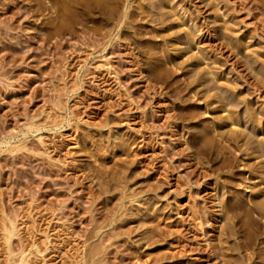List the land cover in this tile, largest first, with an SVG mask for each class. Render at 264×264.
<instances>
[{"label": "rangeland", "instance_id": "rangeland-1", "mask_svg": "<svg viewBox=\"0 0 264 264\" xmlns=\"http://www.w3.org/2000/svg\"><path fill=\"white\" fill-rule=\"evenodd\" d=\"M263 86L264 0H0V264H264Z\"/></svg>", "mask_w": 264, "mask_h": 264}, {"label": "bare ground", "instance_id": "bare-ground-1", "mask_svg": "<svg viewBox=\"0 0 264 264\" xmlns=\"http://www.w3.org/2000/svg\"><path fill=\"white\" fill-rule=\"evenodd\" d=\"M166 1H167V0H166ZM127 6H128V5H127ZM127 6H126V7H127ZM140 6H141V5H140ZM136 7H137V6H136ZM126 9H127V8H126ZM140 9H142V7H139V6H138V10H140ZM142 11H144V9H143ZM119 12H120V11H119ZM130 13H131V12H130ZM142 13H143V12H142ZM118 14H120V13H118ZM118 14H117V16H118ZM123 14H124V13H123ZM131 15H132V14H131ZM136 15H137V14H136ZM119 16H120V15H119ZM125 16H126V15H125ZM124 19H125V18H124ZM117 20H118V19H117ZM115 21H116V20H115ZM117 22H118V21H117ZM126 22H127V21H126ZM119 23H120V22H119ZM113 24H115V23H113ZM115 27H117V26H115ZM116 30H117V29H116ZM106 31H107V30H106ZM94 36H95V35H94ZM103 36H104V35H103ZM100 37H101V36H100ZM91 38H92V36H91ZM101 38H102V37H101ZM104 38L106 39L107 37H104ZM116 41H117V40H116ZM239 43H241V42H239ZM241 44H242V43H241ZM243 45H244V44H243ZM238 46H239V45H238ZM244 46H245V45H244ZM244 46H242V47H244ZM240 48H241V47H240ZM241 49H243V48H241ZM205 71H206V70H205ZM200 84H202V82H201ZM200 84H199V85H200ZM263 87H264V86H263ZM213 95H214V94H213ZM217 96H219V95L217 94ZM214 98H215V97H214ZM218 99H219V97H218ZM221 99H223V98H221ZM216 100H217V99H216ZM217 101H218V100H217ZM211 103H212V102H211ZM235 104H236V103H235ZM235 104H234V105H235ZM210 105H211V104H210ZM234 105H233V106H234ZM235 106H237V105H235ZM225 107H226V106H225ZM232 108H234V107H232ZM230 109H231V108H230ZM230 109H229V110H230ZM225 111H226V112H225ZM234 111H235V108H234ZM219 112L221 113V114H220V117L222 116V117H221V118L223 119L222 121H224L229 127H234V126H235V122H234V119H235V118L231 116V115H233V114L235 115V113L232 114V113H229V111L227 112V110H224V107H223V106H221V107L219 108ZM218 116H219V115H218ZM235 116H236V115H235ZM218 118H219V117H218ZM221 118H220V119H221ZM218 121H219V120H218ZM235 121H236V119H235ZM224 122H223V123H224ZM221 123H222V122H221ZM236 123H237V121H236ZM237 128H238V127H237ZM237 128H236V129H237ZM233 130H235V129L233 128ZM233 130H232V131H233ZM238 131H239V129H238ZM238 131H237V132H238ZM234 132H235V131H234ZM239 133H240V132H239ZM237 134H238V133H237ZM234 135H235V134H232L231 136H234ZM237 136H238V135H237ZM239 136H240V135H239ZM240 137H241V136H240ZM244 137H245V136H244ZM246 137H247V136H246ZM234 138H236V137H234ZM234 138H233V139H234ZM242 139H244V138H242ZM246 139H247V138H246ZM227 140H228V139H227ZM231 140H232V139H231ZM234 140H235V139H234ZM240 140H241V138H240ZM247 141H249V139H248ZM252 141H253V140H252ZM235 142H236V141H235ZM238 142H239V139H238ZM250 142H251V141H249V144H250ZM258 142H260V141H257V145L259 144ZM261 142H262V141H261ZM261 142H260V143H261ZM244 143H245V142H243V144H244ZM251 143H252V142H251ZM231 144H232V143H231ZM245 144H246V143H245ZM263 144H264V143H263ZM234 145H235V144H234ZM252 145H253V144H252ZM257 145H255V146H257ZM253 146H254V145H253ZM259 146H260V145H259ZM259 146H258V147H259ZM245 147H246V146H245ZM250 147H251V146H250ZM258 147H256V148L258 149ZM247 148L249 149L248 146H247ZM251 148H252V147H251ZM261 148H262V147H261ZM253 149H254V148H253ZM259 149H260V148H259ZM259 149H258V151H259ZM262 149H263V148H262ZM252 152H254V151H252ZM255 152H256V151H255ZM260 152H261V151H260ZM258 166H259V165H258ZM261 166H262V165H261ZM254 167L256 168V166H254ZM248 168H250V167H248ZM251 168H252V167H251ZM246 169H247V168H246ZM253 169H254V168H253ZM256 169H257V168H256ZM263 170H264V168H263ZM263 170H262V168H260V169L258 168L257 171L255 172L256 175H258V176H260V177H263V176H261V175H264V174H263V172H264ZM251 172H252V169H251ZM260 180H261V179H260ZM260 183H263V184H264V177L262 178V180H261ZM258 185H260V184H258ZM262 193H263V192H262ZM262 193H261V194H262ZM262 197H263V194H262ZM252 203H253V202H252ZM254 203H255V202H254ZM254 203H253V204H254ZM263 203H264V202H263ZM250 204H251V203H250ZM260 204L264 206V204H262V202H261ZM249 208H251V207H249ZM252 208H253V207H252ZM259 208H260V207H259ZM259 208H258V209H259ZM261 208L264 209L263 207H261ZM261 208H260V210H261ZM249 210H250V209H249ZM253 211L255 212V210H253ZM251 212H252V209H251ZM256 212H257V210H256ZM257 214H258V213H257ZM261 214H263V210H262ZM258 215H259V214H258ZM263 216H264V214H263ZM263 216H261V217H263ZM7 232H10V231L7 230ZM7 235H9V234L6 233L5 236H7ZM5 236H4V239L6 238ZM5 240H7V238H6ZM262 241H263V240H262ZM263 246H264V244H263ZM261 248H262V247H261ZM263 249H264V248H263ZM244 256H245V255H244ZM248 256H249V255H248ZM248 258H249V257H248ZM221 261H222V260H221ZM218 263H221V262H218ZM223 263H224V262H223Z\"/></svg>", "mask_w": 264, "mask_h": 264}]
</instances>
